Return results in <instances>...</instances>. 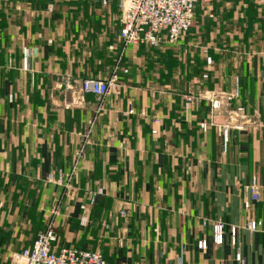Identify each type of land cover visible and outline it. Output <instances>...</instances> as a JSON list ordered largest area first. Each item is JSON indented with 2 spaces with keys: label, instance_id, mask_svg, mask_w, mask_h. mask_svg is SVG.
<instances>
[{
  "label": "crops",
  "instance_id": "1",
  "mask_svg": "<svg viewBox=\"0 0 264 264\" xmlns=\"http://www.w3.org/2000/svg\"><path fill=\"white\" fill-rule=\"evenodd\" d=\"M195 13L175 46L125 47L119 0H0V264L52 220L59 247L108 264H264V231L247 229L264 224V0ZM114 75L105 97L80 94ZM85 142L72 187L48 184Z\"/></svg>",
  "mask_w": 264,
  "mask_h": 264
},
{
  "label": "built area",
  "instance_id": "2",
  "mask_svg": "<svg viewBox=\"0 0 264 264\" xmlns=\"http://www.w3.org/2000/svg\"><path fill=\"white\" fill-rule=\"evenodd\" d=\"M218 1L220 0H119L122 9L121 41L125 47L148 46L157 48L162 45L175 46L190 31L197 5L199 3L212 4ZM24 54L27 67L28 60L35 55V51L26 49ZM117 81V75H114L108 81L85 80L81 85L80 94L105 97L117 84ZM238 98H240V83L239 80H236L234 90L227 97V102ZM211 105L214 109H218L221 107L222 102L220 99L211 97ZM243 111V108L237 109V113ZM153 133L157 134V131ZM221 135L224 151H227L229 128L222 127ZM86 144L85 142L77 152L74 168L70 173L66 174L63 171L51 173L48 175L46 182L65 189L71 188L74 175L84 155ZM245 192L244 207L250 209L251 201L258 202L260 200L258 179L254 178L250 184L246 185ZM98 196L99 194L92 195L93 203H96ZM84 223H86V220ZM224 228L225 225L220 222L215 223L213 226L214 241L217 245L223 243ZM247 229L249 232L264 231V224L262 221L250 220ZM237 236V229L233 227L231 229L232 245H237ZM57 241L55 223L52 220L35 239L32 247L12 254L11 264H108L99 251L81 250L73 246L59 247ZM198 248L203 251L206 250L207 241H200ZM237 259H239V256H237Z\"/></svg>",
  "mask_w": 264,
  "mask_h": 264
},
{
  "label": "rangeland",
  "instance_id": "3",
  "mask_svg": "<svg viewBox=\"0 0 264 264\" xmlns=\"http://www.w3.org/2000/svg\"><path fill=\"white\" fill-rule=\"evenodd\" d=\"M200 4H201V5H211V4H209V3H200ZM195 16H196V13H194V17H193V22H192V27H191V29L193 28V25H194V23H195ZM189 32H190V31H189ZM189 32H188V33H189ZM188 33H187V34H188ZM187 34H186V35H187ZM10 264H11V261H10Z\"/></svg>",
  "mask_w": 264,
  "mask_h": 264
},
{
  "label": "trees",
  "instance_id": "4",
  "mask_svg": "<svg viewBox=\"0 0 264 264\" xmlns=\"http://www.w3.org/2000/svg\"><path fill=\"white\" fill-rule=\"evenodd\" d=\"M213 4V3H212Z\"/></svg>",
  "mask_w": 264,
  "mask_h": 264
}]
</instances>
